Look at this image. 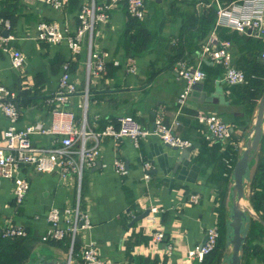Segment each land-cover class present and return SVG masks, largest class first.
<instances>
[{"label":"crops","instance_id":"crops-1","mask_svg":"<svg viewBox=\"0 0 264 264\" xmlns=\"http://www.w3.org/2000/svg\"><path fill=\"white\" fill-rule=\"evenodd\" d=\"M91 1L68 0L58 10L41 2L0 0V16L10 24L4 34L12 36L11 47L25 56V65L18 71L0 48V81L17 95L20 107L17 126L23 128L36 122L49 125L51 107L45 96L56 89L61 66L68 62L77 92L64 107L74 113L78 128L101 131L108 123L117 125L122 115L152 128L161 113L165 124L176 120L174 132L193 144L179 149L155 135L140 139L138 145L128 138L101 137L95 165L84 168L80 176L64 178L57 172L38 173L28 168L30 189L19 206L13 199L12 182L2 179L0 229L12 219L26 228V235L0 236V264H28L39 259V255L69 261L70 254V263L82 264L79 251L86 244L94 245L113 264H198L196 260L186 263L187 251L201 242L208 225L217 222L219 226V183L227 176L232 185L235 163L232 159L235 155L238 158L245 143L241 141L250 136L255 120L248 118L247 103L246 107L234 102L232 85L220 80L222 67L203 59L200 53L201 45L214 28V24L209 27V17L215 15L212 7L229 0H148L149 11L138 27L132 26L134 17L128 14L125 3L119 2L107 10L109 17L105 23L96 24L92 33L84 34L81 52L76 56L65 42L35 38L39 21H58L74 34L79 26L80 5ZM94 1L100 4L105 0ZM221 29L231 42L234 64L244 73L252 74L260 63L261 41L229 27H218L219 37ZM131 33L141 37L138 52L133 53L136 43L130 39ZM90 51L110 53L103 72L95 74L87 67ZM128 57L135 59L133 73L124 64ZM113 59H121L120 64H113ZM179 61L190 66L200 64L206 74L203 81L193 85L180 110L177 97L185 81L175 71ZM199 112H214L230 123L234 129L231 139L227 142L206 139L196 119ZM7 124L0 110V129ZM34 138L42 143L50 139L47 135ZM94 143L93 138L86 141L87 146ZM259 147L251 173L259 163L256 159ZM73 148L79 151L80 141ZM78 155L74 154L77 159ZM221 155L229 172L221 169ZM116 158L124 162L127 174L117 173ZM145 162L151 165L148 179L144 178ZM247 188L250 191L249 181L245 185L244 203L252 212L249 230L253 227V233L248 243L246 239L240 264H264V198L262 211H255ZM196 193L198 202H190L189 196ZM77 203L90 216L91 226L78 231L74 238L68 235L60 240H42L48 227L47 211L52 207H74ZM151 207L158 209L154 221L146 215L132 223ZM155 228L164 232L165 239L156 250L150 251L146 247ZM168 243L173 246L170 255L163 251ZM217 251L218 264H223V256L229 254L230 247L223 245Z\"/></svg>","mask_w":264,"mask_h":264},{"label":"built area","instance_id":"built-area-1","mask_svg":"<svg viewBox=\"0 0 264 264\" xmlns=\"http://www.w3.org/2000/svg\"><path fill=\"white\" fill-rule=\"evenodd\" d=\"M41 2L54 9H62L68 0H29ZM119 2L125 3L128 14L137 19H143L146 15L148 0H105L97 4L94 0L84 2L80 5L78 12L79 26L74 34L69 33L58 21H39L36 25L35 38L39 41L53 43L65 42L73 56L81 52V41L85 33H92L96 24L105 23L109 17L107 10ZM10 26L9 21L0 16V48L7 54L13 69L21 71L25 65V56L10 45L11 35H5L4 30ZM218 27H229L233 30L249 33L259 39L262 43L260 58L264 59V0H231L228 3H217L216 19L213 31L201 45L200 53L203 59L222 67L220 80L227 85H236L246 82L244 71L238 68L233 61L231 42L227 38H221L216 33ZM108 51H90L87 67L97 74L103 72L105 63L109 58ZM113 64L119 65L121 59H113ZM201 63V61H200ZM124 64L131 73L136 71L135 59L128 57ZM69 63L64 62L57 87L45 96L46 104L51 107V120L49 125L42 122L28 124L23 128L17 126L20 116V107L16 101L17 95L0 81V110L7 118L8 124L0 129V181L7 179L12 182V194L17 206L24 202L30 189V179L26 170L30 168L38 173L57 172L61 177L73 174H80L84 168L95 165L98 159V139L104 136L112 137L115 140L122 138L130 139L138 145L140 139L149 135H155L163 143L179 149L189 148L192 141L180 137L174 132L178 124L173 120L165 124L161 113L157 115L154 126L146 128L136 119L128 115L119 116L117 125L108 123L101 131L85 130L78 128L75 124L74 113L64 106L71 95L77 92L76 80L70 72ZM175 71L178 77L185 81V85L177 97L178 109L185 105L193 85L205 79V72L201 65H187L179 61ZM198 123L202 126L205 138L208 140H220L227 142L233 136V126L224 121L214 112L196 115ZM35 135H47L49 141L42 143L36 141ZM88 138H93V146H87ZM80 141V149L76 151L73 145ZM77 153L78 159L74 156ZM115 169L120 175L127 174L124 162L116 158ZM147 171L145 179L149 178L148 171L151 165L144 164ZM233 168V167H232ZM199 195L192 194L189 201L197 203ZM157 207H151L147 217L154 221ZM48 227L42 235V240H60L65 236L75 234L81 229H88L91 226L90 216L77 203L74 207H52L46 213ZM151 238L147 250H156L165 239L164 232L155 228L151 232ZM26 228L7 220L0 229L2 237L25 236ZM220 236L217 222L211 223L205 228L200 243L187 251L186 263L202 261L217 246ZM173 250L171 244H166L163 251L170 255ZM72 254H70L69 261ZM82 264H113L104 259L97 248L92 244L83 245L79 251Z\"/></svg>","mask_w":264,"mask_h":264},{"label":"water","instance_id":"water-1","mask_svg":"<svg viewBox=\"0 0 264 264\" xmlns=\"http://www.w3.org/2000/svg\"><path fill=\"white\" fill-rule=\"evenodd\" d=\"M264 135V90L258 100L255 120L252 125L250 136L246 139L244 147L241 150L237 160L232 168V185L229 191L231 202L228 207V214L225 220V240L226 245L230 247V252L223 256V264H240L241 251L246 242L249 231V223L252 212L244 203L245 185L250 180L251 164L258 150V147ZM149 213L146 209L140 215H137L132 223L143 218ZM130 223V224H132ZM28 264H72L68 260L59 261L54 258H44L39 255V259L31 261Z\"/></svg>","mask_w":264,"mask_h":264},{"label":"trees","instance_id":"trees-1","mask_svg":"<svg viewBox=\"0 0 264 264\" xmlns=\"http://www.w3.org/2000/svg\"><path fill=\"white\" fill-rule=\"evenodd\" d=\"M230 1L231 0H229L227 2H230ZM227 2H225V3H227ZM212 10L215 11V15L213 14L214 15L213 18L209 17V19H211V20H209V22L211 23L210 26L206 22V25H208L210 28L213 26V24L215 22L216 6L212 7ZM131 21H132L131 22L132 26H136L138 24L137 25V27H138L139 25L142 24V21L140 19L131 18ZM131 34L132 35L130 36V39L132 41L134 40V42L136 43L134 45V48H133V50H134L133 53L138 52L139 49H138L137 42L138 41L141 42V37H138L137 35H135L136 33L135 34L131 33ZM220 34H221V37L227 38V37H225L222 29L220 30ZM130 55H134V54H130ZM259 72H260V74H258ZM245 73L247 74L246 75L247 82L244 84L242 83V84L232 85L231 91H232V93H234L233 97H235V99H234L235 103L239 104V101H241L240 105H242V106L245 105L246 107H247L246 103L248 104V107H247L248 108V114H249L248 118H250L251 114L253 113L252 106H251V104L254 103L253 98L261 97L263 90H264V66L259 64L256 66L255 71L252 74L251 73L248 74L247 71ZM251 100H252V102L250 103ZM222 156L223 155H221V158H219V160L221 162V165H220L221 169L223 171H225V170L228 171L226 166H225L224 161L222 160ZM256 159H257V161L259 160V163L256 164V166L254 167V170L250 176V180H249V182H250V194L248 196V199H249V202L252 205V207L255 209V211L259 212V211H262L263 205H261V201L264 198V135H263V139L261 141V145L259 147V151H258ZM235 160H237L236 155L233 157L232 162L234 163ZM228 185H229L228 177L225 178L223 176L220 183H219V189H218V191H219L218 208H219V213H220L218 223H219L220 236H219V239L217 242V246L215 247V249L211 253L206 255L202 261H195L198 264H218L219 259H220V253L217 250H219V248L221 246L226 245L225 220H226L227 216H226L225 198H226L227 193L229 191ZM249 226H250V223H249ZM249 229H250V227H249ZM252 233H253V227H252L251 231L250 230L248 231L246 243H248V239L251 238ZM244 246H246V244H244Z\"/></svg>","mask_w":264,"mask_h":264},{"label":"rangeland","instance_id":"rangeland-1","mask_svg":"<svg viewBox=\"0 0 264 264\" xmlns=\"http://www.w3.org/2000/svg\"><path fill=\"white\" fill-rule=\"evenodd\" d=\"M148 11H149V7H148V2H147V6H146V15H147V13H148ZM260 65H262V66H264V59H262V58H260V63H259ZM257 73V72H256ZM258 74H260V72L258 73ZM260 98V97H259ZM259 98H253V104H251V106H252V110H253V113L251 114V118L252 117H254L255 118V116H254V114H255V112H256V107H257V103H258V100H259ZM252 102V100L250 101V103ZM241 103V101H239V104ZM250 106V107H251ZM249 137V135H246V137L244 138V139H242V141L241 142H243V141H246V139ZM240 150V149H239ZM258 154V153H257ZM255 164H256V160H255ZM226 178H227V176H226ZM229 188H231V185H229ZM249 193H250V191H248V188H247V190H246V194H247V196H249ZM230 202H231V197H230V195L228 196V193H227V196H226V198H225V207L227 208V206H229L230 205ZM228 211V210H227Z\"/></svg>","mask_w":264,"mask_h":264}]
</instances>
